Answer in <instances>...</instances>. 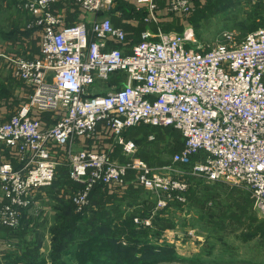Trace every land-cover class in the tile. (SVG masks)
<instances>
[{
  "label": "built area",
  "instance_id": "1",
  "mask_svg": "<svg viewBox=\"0 0 264 264\" xmlns=\"http://www.w3.org/2000/svg\"><path fill=\"white\" fill-rule=\"evenodd\" d=\"M59 1L19 0L17 7L31 16L26 27L37 35L39 54H1L27 98L0 122V142L16 163L0 162V225H20L22 212L36 207L38 193L52 184L63 161L80 185L71 197L79 210L98 182L160 192L155 208H163L182 200L187 182L180 168H186L246 188L264 218V27L207 49L196 45L190 26L169 34L144 29L124 49L127 32L109 17L67 24L54 9ZM163 1L183 18L195 8V0ZM73 2L97 13L114 0ZM136 2L137 10L148 12L145 22H158V0ZM141 124L180 132L182 145L169 164L153 167L131 157L134 143L121 138L123 162L110 151L81 145L104 130L119 136ZM143 223L149 225L148 219Z\"/></svg>",
  "mask_w": 264,
  "mask_h": 264
},
{
  "label": "rangeland",
  "instance_id": "2",
  "mask_svg": "<svg viewBox=\"0 0 264 264\" xmlns=\"http://www.w3.org/2000/svg\"><path fill=\"white\" fill-rule=\"evenodd\" d=\"M206 1L211 4L198 17L196 24L190 19L193 11L187 17L179 16V21L173 24V27H181V31L190 26L195 43L201 48L207 49L216 43H227L231 40L230 37L239 42L264 24V0H221L220 6L213 4L215 0H200L201 5ZM15 2L16 0H0V41L13 40L12 36L8 37L9 34H16L15 39L28 22L29 14L15 8ZM113 13L118 14L116 11ZM164 16L169 19L173 17L168 13ZM149 25L155 28L153 24ZM12 30L15 32H10ZM164 33L169 34L171 31ZM7 52L9 53L6 54L27 55L17 53L11 48H8ZM99 86L107 88L106 83ZM23 96L26 100L25 90ZM126 138L122 134L118 136L110 130H104L99 136L91 138L87 146L86 141L81 145L94 150L110 151L113 158L121 162L125 155L118 139L123 142L132 141L135 149L131 157L140 158L154 167L169 164L171 156L181 143L180 132L171 127H139L131 131L130 135L126 134ZM180 169L184 171L182 178L187 182L186 190L181 193L182 200H174L176 204L172 203L170 208L163 212L165 217L156 219L155 227L160 233L154 237L150 232L148 237L157 245H172L173 251L181 260L155 264H195L189 259H201L202 264H264V218L254 209L250 192L231 183L229 179L210 181L191 175L190 170L186 168ZM55 180L52 186L41 191L40 198H36L39 204L26 212L28 216L37 218L36 222H28L26 230L8 236L10 241L0 239V264H11L10 261L6 262L10 259L3 254L15 250L19 251L18 253L37 250L38 253L49 257L52 252L51 234L60 221L53 215V207L59 205L58 198L69 202L76 191L67 180L66 161L58 165ZM140 189L136 198L129 197L121 204L120 210L124 211L123 214L141 213L147 201H154L161 194L150 189ZM90 204L88 195L86 206ZM73 206L76 212L86 207L79 210L76 205ZM157 210L154 208L151 216H155ZM116 212L117 210H114L112 213L115 217L118 216ZM144 219H148L150 224V217ZM139 221L134 220L136 224L140 223ZM6 245L8 250L2 253V247Z\"/></svg>",
  "mask_w": 264,
  "mask_h": 264
},
{
  "label": "trees",
  "instance_id": "3",
  "mask_svg": "<svg viewBox=\"0 0 264 264\" xmlns=\"http://www.w3.org/2000/svg\"><path fill=\"white\" fill-rule=\"evenodd\" d=\"M18 1L19 0H16L14 7L20 9L17 7ZM220 1L221 0H215L213 4L220 6L222 4ZM194 2V13L192 12V18L190 19L196 24L198 17H200L202 12H204L211 3L210 1L209 3L206 1L204 5H201L200 0H195ZM158 5L160 8L164 5V1L158 0ZM111 11H120L122 13L121 15L127 19L138 20V25L128 27V29L134 31L136 35L129 32L127 34L126 43L120 46L127 49L131 44L139 41L138 33L140 34V30L144 28V25L148 24L143 20L146 15V10H137L133 6L118 4L117 2L116 7L111 9ZM168 14H172L173 17L169 21L160 22L159 25L162 30L169 32L171 30L180 29L179 31H181V27H173L175 26L173 24H175L177 20L179 21V15L173 14L172 12H168ZM30 20L31 16L29 15L28 22ZM261 27H264V24ZM261 27H258L257 29ZM32 31L33 29H29L25 25L15 39H19L23 36L29 37L31 36ZM10 32L15 31L12 30ZM15 35L13 36V34H9L8 37L12 36L11 39L14 40ZM22 84L24 85V83ZM139 127L148 128L150 126L142 124L137 125L125 129L121 134L127 139L126 134L130 135L131 131L133 132ZM181 145L182 138L181 143L177 148L178 150ZM56 174L53 182L56 181ZM66 176L67 180L72 184V188L77 191L80 188V185L70 179L67 168ZM128 177H131L130 173L126 176L127 179ZM53 182L50 186L53 185ZM46 188H43L42 190ZM140 188L143 187L136 183H123L120 185L115 184L107 186L98 182L94 184L90 190L89 199L91 204L79 212L75 211L71 200L67 202L62 198H58L59 205L53 207V215L60 221L51 234L52 252L49 257L47 258L43 254L38 253L37 250L31 251V253H18L19 251L15 250L12 253L4 252L5 254L3 255L10 259H7L6 262L10 261L11 264H155L163 261L181 260V257L173 251L174 247L172 245H157V243H154V241L148 237L150 232H152L151 235L154 237L160 233L158 228L155 227L157 224L156 219L165 217L163 212L167 211L172 203L176 204L174 200L173 202H169L167 207L158 209L155 216H151L150 213L156 206V199L154 201H147L145 203L146 205L143 206L141 213L123 214L124 211L120 210L121 204L127 201L129 197H137L138 192L141 190ZM39 195L41 196L42 194L39 193L37 198H40ZM37 209L39 208H36V210ZM114 210H117V218L112 215ZM26 212L27 211L22 212L20 225L15 230L8 228V236L14 235L21 230H26V225L29 226L28 222H36L37 218L28 216ZM135 217L140 220V223L136 224L134 222ZM146 217H150L151 219L149 225L143 223V218ZM37 248H39L38 244ZM189 260L195 264H202L201 259Z\"/></svg>",
  "mask_w": 264,
  "mask_h": 264
},
{
  "label": "crops",
  "instance_id": "4",
  "mask_svg": "<svg viewBox=\"0 0 264 264\" xmlns=\"http://www.w3.org/2000/svg\"><path fill=\"white\" fill-rule=\"evenodd\" d=\"M117 2L118 4H123V5L125 4L127 6H133V7H135L137 3L136 0H119V1L116 0L113 2L112 6L106 11H100L97 13H88V12H84L82 9L77 7L74 4L73 0H60L54 5V9L63 16L64 21L67 24L77 22V21L89 22L94 19H98L102 17H109L112 20L114 25L122 27L127 32V34L129 32H132L133 35H136V33L128 29V27L138 25L139 24L138 20L127 19L121 15L122 13L120 11H116L118 12V14L113 13V11H111V9H114L116 7ZM141 9L145 10L144 7ZM168 12L169 11L166 9V4H164L156 12L158 22L148 23L147 25H144V28H142L140 31L144 29H149L155 32L157 28H160L162 30V28L159 25L160 22L171 20L169 18H166V16H164ZM146 14H148L147 11H146ZM149 24H153L155 28H151L152 26ZM171 32H175V31L171 30ZM34 36H35L34 34H31V36L29 37L23 36L19 39L0 41V122L1 120L4 121L8 119L9 116L13 114L26 101L25 97L24 96L22 97L23 90L26 91L24 85L22 84L20 80L12 76L8 63L6 59L2 57L1 54L9 53L7 52V49L11 48L17 53L19 52L26 53L27 55L25 57H28V58L38 56L39 44L37 41V37H34ZM110 46H118V43H110ZM3 161H11L13 162V164L16 165L14 161V155L10 151L9 147L3 142H0V162H3ZM39 193L42 194L41 191ZM2 202H3V197L1 194V190H0V205ZM38 204H37V199H36L35 206H37ZM8 231L9 230L7 227L0 225V234H1L0 239H3L5 241L6 239L8 240V235H7ZM6 248L7 246L2 247L3 250L1 252L4 253L5 251H7L8 249Z\"/></svg>",
  "mask_w": 264,
  "mask_h": 264
}]
</instances>
